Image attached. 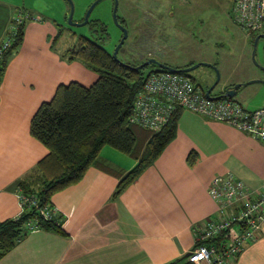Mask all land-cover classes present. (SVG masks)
Wrapping results in <instances>:
<instances>
[{
  "label": "crops",
  "instance_id": "crops-1",
  "mask_svg": "<svg viewBox=\"0 0 264 264\" xmlns=\"http://www.w3.org/2000/svg\"><path fill=\"white\" fill-rule=\"evenodd\" d=\"M36 15L41 18L25 21L23 41L0 80V219L20 214L19 181L33 175L48 152L30 130L41 102L62 82L91 84L98 76L81 59L67 58L68 46L56 38L57 18ZM103 148L79 181L52 195L65 233L33 228L0 264H165L182 256L177 264L192 261L186 253L194 247L195 229L217 209L208 191L212 179L228 171L255 187L264 179V141L187 107L176 136L117 196L113 169H130L137 160ZM191 151L197 153L192 163ZM229 264H264V222L259 236Z\"/></svg>",
  "mask_w": 264,
  "mask_h": 264
},
{
  "label": "trees",
  "instance_id": "trees-1",
  "mask_svg": "<svg viewBox=\"0 0 264 264\" xmlns=\"http://www.w3.org/2000/svg\"><path fill=\"white\" fill-rule=\"evenodd\" d=\"M27 13L20 22L15 17L8 44L0 45V80L23 41L25 21L39 16ZM88 22L105 25L98 17H90ZM63 30L61 23L56 38L62 36ZM65 55L70 60L81 59L98 76L91 84L78 80L60 83L54 95L42 101L32 116L31 133L47 146L48 152L36 163L35 173L19 181L23 204L20 214L0 219V258L33 228L65 233L61 215L52 209V195L79 181L88 167L98 162L105 145L137 160L130 169H113L119 177L113 193L117 196L155 161L177 133L183 106L177 107L170 121L158 131L130 121L136 94L143 88L147 75L163 69L158 64H149L153 67L148 72L145 66L135 68L132 65L137 63L114 57L109 48L85 34H79ZM196 154L190 152L191 163ZM46 208H50L51 214L45 213ZM184 258L165 264H177ZM182 264L195 263L189 260Z\"/></svg>",
  "mask_w": 264,
  "mask_h": 264
},
{
  "label": "rangeland",
  "instance_id": "rangeland-1",
  "mask_svg": "<svg viewBox=\"0 0 264 264\" xmlns=\"http://www.w3.org/2000/svg\"><path fill=\"white\" fill-rule=\"evenodd\" d=\"M73 1V18L79 20L94 0ZM232 3V0H118V15L128 28V37L118 54L132 63H141L149 57L172 66L216 62L221 75L218 86L225 80L264 79V69L260 67L263 47L253 57L254 33L235 20ZM70 9L69 0H0V45L10 39L15 17L25 16L28 11L57 18L62 23L64 30L58 40L62 46L73 44L79 34H85L110 50L115 48L121 30L112 15V0H100L91 12V18L98 17L105 25L71 24ZM152 67L145 66V71ZM189 74L207 89L218 73L212 66L201 63ZM242 89L234 96L236 99L249 108L264 106V81L249 82ZM107 147L113 146L107 144L103 151L107 152Z\"/></svg>",
  "mask_w": 264,
  "mask_h": 264
},
{
  "label": "built area",
  "instance_id": "built-area-1",
  "mask_svg": "<svg viewBox=\"0 0 264 264\" xmlns=\"http://www.w3.org/2000/svg\"><path fill=\"white\" fill-rule=\"evenodd\" d=\"M232 1L235 20L248 31L255 32L264 25V0ZM7 44L8 41L3 46ZM179 106L227 121L264 141V106L249 108L234 97L210 98L191 75L170 69L147 75L136 94L130 121L158 131ZM208 191L217 209L214 216L196 227L190 259L196 263L205 260L209 264H229L259 236L264 222V179L255 187L228 171L215 176ZM45 213L51 214L50 208Z\"/></svg>",
  "mask_w": 264,
  "mask_h": 264
},
{
  "label": "water",
  "instance_id": "water-1",
  "mask_svg": "<svg viewBox=\"0 0 264 264\" xmlns=\"http://www.w3.org/2000/svg\"><path fill=\"white\" fill-rule=\"evenodd\" d=\"M70 1V4H71V9H70V12H69V16H68V19H69V22L71 24H77V25H80V24H85L87 23V21L89 20V16L93 10V8L95 7V5L99 2V0H94L91 2V4L89 5L88 9L86 10L85 12V17L82 21H76L74 20L73 16H74V12H75V4H74V1L73 0H69ZM117 8H118V0H115V4L113 6V18H114V21L116 23H118L119 25H121V27H123V36L121 38V40L119 41V43L115 46V49L113 51V55L114 57L116 58H119L118 57V49L119 47L121 46V44L123 43V41L125 40V38L128 36V28L124 25L121 24V22L119 21L118 19V11H117ZM264 36V33H259L256 35L255 37V41H254V48H253V57H256V49H257V43H258V39L260 37ZM151 63H155V64H158L161 68L163 69H170V70H179V69H182V70H185V71H189L193 68H195L196 66L200 65L201 63H204V64H207V65H210L212 67H214L215 69L216 68V65L212 62H209V61H200V62H195L193 64H190L188 66H184V67H175V66H172L166 62H162V61H159L158 59L154 58V57H149L148 59H146L145 61H143L142 63L138 64V65H132L133 67H143V66H146V65H149ZM261 67H263V65L261 64L260 65ZM264 68V67H263ZM217 77H216V80L213 82V84H211L207 89H206V94L210 97V98H220V97H224V96H229V97H234L237 93H239V87L242 86V85H246L248 84L249 82H253V81H257V80H260V81H264V79H260V78H253V79H249V80H246V81H239V82H236L232 85H229V86H226L223 88V90L220 92V93H216V94H213L212 91H213V88L217 85L218 81L220 80V73L217 69ZM189 253H186V255H189Z\"/></svg>",
  "mask_w": 264,
  "mask_h": 264
},
{
  "label": "flooded vegetation",
  "instance_id": "flooded-vegetation-1",
  "mask_svg": "<svg viewBox=\"0 0 264 264\" xmlns=\"http://www.w3.org/2000/svg\"><path fill=\"white\" fill-rule=\"evenodd\" d=\"M113 1V6H114V4H115V0H112ZM99 2H100V0H99ZM91 4V3H90ZM89 4V5H90ZM89 5H88V7H89ZM88 7H87V9H88ZM86 9V10H87ZM86 12V11H85ZM112 15H113V10H112ZM84 17H85V13H84V15H83V18L82 19H79V20H76V21H82L83 19H84ZM91 17V14H90V16H89V18ZM118 19H119V21L121 22V24L122 25H124V26H126L127 27V24H125V22L123 21V19H122V17L120 16V15H118ZM89 21V20H88ZM88 21H87V23H88ZM117 25H118V27L120 28V30H121V35H120V37H119V39H118V42H117V44L119 43V41L121 40V38H122V36H123V34H124V32H123V27H121V25H119L118 23H117ZM252 33H254V37H253V43H252V52H253V48H254V41H255V37H256V35L257 34H259V33H264V25L259 29V30H257V31H255V32H251V34ZM91 37V36H90ZM128 37V36H127ZM126 37V38H127ZM93 38V37H92ZM126 38H125V40H126ZM125 40L123 41V43L121 44V46L119 47V49H118V52H119V50H120V48L122 47V45L124 44V42H125ZM116 44V45H117ZM105 46V45H104ZM260 46H262L263 48H261L262 49V53H263V61H261V63H262V65H263V67H264V36H262V37H260L259 39H258V43H257V49H256V52L258 51V49H259V47ZM106 47V46H105ZM107 48V47H106ZM115 49V48H114ZM114 49L113 50H111L112 52L114 51ZM118 54V53H117ZM118 57H120V55L118 54ZM124 60V59H123ZM128 62H130V61H128ZM142 63V62H141ZM212 63H214L215 65H216V68L218 67L217 66V64H216V62H212ZM137 64H140V63H137ZM190 64H193V62H190L189 64L187 63V65L185 64V66H188V65H190ZM171 65V64H170ZM261 67V66H260ZM179 68H181V67H179ZM214 68V67H213ZM218 69V68H217ZM264 69V68H263ZM175 71H179V70H175ZM180 72H182V71H180ZM189 72V71H188ZM187 74H189V73H187ZM190 75V74H189ZM193 78V77H192ZM194 79V78H193ZM220 79H221V75H220ZM216 80V79H215ZM214 80V81H215ZM214 81H212L211 83H209V85H208V87L211 85V84H213V82ZM220 81V80H219ZM219 81H218V83H219ZM236 82H239L238 80H234V81H230L229 83H227V84H221L220 86H218V83H217V85L213 88V91H212V93L213 94H216V93H220L222 90H223V88L224 87H226V86H229V85H232V84H234V83H236ZM243 86V85H242ZM242 86H240L239 87V92L240 91H242L243 89H242ZM207 87V88H208ZM202 89L204 90V92H205V94H206V89H204L203 87H202ZM243 92V91H242ZM207 95V94H206ZM208 96V95H207ZM209 97V96H208ZM224 97H229V96H224ZM220 98H223V97H220ZM233 98V97H232Z\"/></svg>",
  "mask_w": 264,
  "mask_h": 264
}]
</instances>
